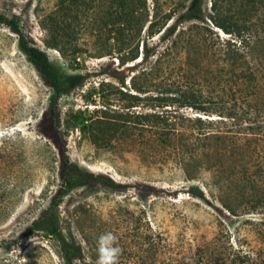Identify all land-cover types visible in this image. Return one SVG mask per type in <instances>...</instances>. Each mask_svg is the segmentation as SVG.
Listing matches in <instances>:
<instances>
[{
  "label": "rangeland",
  "instance_id": "rangeland-1",
  "mask_svg": "<svg viewBox=\"0 0 264 264\" xmlns=\"http://www.w3.org/2000/svg\"><path fill=\"white\" fill-rule=\"evenodd\" d=\"M142 1L147 4L138 11L143 20L151 21L158 14V23H163L171 14L170 25L192 0ZM241 1L203 0L202 19L180 23L177 33L166 40L161 38L163 31L148 36L149 22L141 38L140 56L145 40L150 57L121 66L116 55H106L115 44L111 20L120 9V0H81L80 7L74 0H0V16L16 20L63 75L88 76L60 101L64 139L73 162L122 187L91 184L77 188L58 209L64 234L82 247L84 264H97V241L105 232L118 236L122 249L118 264H168L171 255L197 258V242L206 237H216L224 245L258 246L257 231L264 229V214H257L264 212V6L255 12L240 7ZM49 15L53 17L50 22ZM251 21L258 24L262 39L254 53L261 68L256 91L240 85L237 75L243 68L234 72L230 60L233 45L240 47L242 42L236 25ZM46 26L53 28L55 36L63 27L71 29L66 57L47 45L53 36ZM118 89L141 99L132 108L134 112L161 114L167 110L176 114L174 121L186 132L201 130L187 118L225 120L232 138L226 156L221 157V145L215 143L210 151L199 150L191 157L183 139L168 147L155 144L158 151L153 156L154 138L139 128L118 135L110 146L95 143L74 116L89 119L107 103L112 109L128 111L124 107L130 101ZM49 96L50 90L19 49L18 37L0 23V142L7 140L6 146L13 148V166L0 168V264H63L53 238L44 233L22 237L59 185V161L52 153L53 133L45 114ZM157 97L166 98L169 106L160 107L154 100ZM188 97L196 108L209 112L185 106ZM235 135L244 139L238 152ZM182 162L195 168L202 163L216 165L219 186L226 191L220 198L242 205L248 203L237 195L245 166V178L254 181L249 198L262 205L250 214L233 216L210 193L206 194L209 204L199 200L203 180H211L213 171L188 179ZM236 171L239 179L233 181L230 176Z\"/></svg>",
  "mask_w": 264,
  "mask_h": 264
},
{
  "label": "trees",
  "instance_id": "trees-1",
  "mask_svg": "<svg viewBox=\"0 0 264 264\" xmlns=\"http://www.w3.org/2000/svg\"><path fill=\"white\" fill-rule=\"evenodd\" d=\"M77 1V5L81 3V0ZM236 1V0H235ZM240 7H249L251 11H258L260 7L264 6V0H242L238 2ZM76 5V4H75ZM138 5V9L135 6ZM217 2H215L216 9ZM80 7V5H78ZM120 9L112 16L111 20L114 24V39L115 44L113 49L106 55H116L117 60L121 66L126 65L129 62H133L141 58H149L151 55V49L147 42L142 41V53L140 56V44L143 35L144 27L148 24L147 34L149 37H154L156 34L163 31L161 38L166 40L177 33L178 26L182 22L191 20H200L203 15V0H192L188 9L180 14L175 23L168 25V22L172 19L171 14L164 17L163 23H158V14L153 16L151 21L143 20L138 14L139 9L143 7L147 8L146 1L137 0L136 4L134 0H120ZM137 9V10H136ZM53 17L47 16L48 22L51 21ZM0 23L5 25L13 34L18 37L19 49L26 56L28 61L35 67L39 73L40 78L44 84L50 90V96L48 98V107L45 111L46 118L49 122L50 128L53 133L54 139V159L59 161V185L55 193L51 196L48 206L39 214V216L34 219L29 226L25 229L22 237H29L35 233H44L49 238H53L58 245L59 257L63 264H84V254L81 245L74 239L67 237L60 223L59 207L67 195H69L73 190L91 185L100 184L112 188H120L122 184L115 182L110 177L104 174H95L91 171L82 169L77 163L73 162L67 148V142L64 139V130L62 129L61 120V104L60 101L64 96L69 95L76 88L82 86L88 76L85 74H72L63 75L59 68L54 65L47 53L39 48L37 45L33 44L30 38L24 33L20 24L14 19H8L0 16ZM50 30L52 37V42L47 45L50 48L58 49L65 57L67 55V49L65 44L71 40V29L68 27H63L58 34L54 35L53 28L46 26ZM159 27L160 30L157 32L154 29ZM227 30L224 26H220ZM237 31L241 34L242 42L240 47L235 44L231 54V67L235 72L238 67H242L237 78L241 82V86L245 89H250L256 91L260 88V63H258V57L254 58V53L260 45L262 39L258 35V24L256 22H249V24L236 25ZM243 50V51H242ZM105 56V55H103ZM101 56V57H103ZM257 62V63H256ZM260 68V69H259ZM248 84V85H247ZM106 84H102V87ZM123 96L127 97L130 101L129 106L124 107L128 111L115 110L112 109L109 103L104 104L103 109L95 111L94 116L86 119L80 115L74 116L76 122L82 125L81 130L84 132H90L93 141L95 143H101L105 146H110L111 143L117 139L118 135H123L129 133V130H134L139 128L141 132L148 131L152 134L154 138V143L152 146V154L156 155V145L161 147H168L172 145L174 140L183 139L186 142L187 152L190 151L191 157H193V152L198 153L199 150L210 151L213 144L221 145V150L219 151L221 157L226 156L224 152L229 145V140L232 139L230 132L225 120H220L221 122L214 123L212 121L205 122L202 118H196L191 120V118H183L188 122H192L195 126H200L199 132H186L178 127L174 121L177 118L176 114H172L167 110L163 113H150L141 114L134 112L133 107L139 106L140 98L137 95L129 94L121 89L118 92ZM155 101L159 102L160 107L169 106V102L166 98H154ZM185 106H189L195 109H199L203 112H209L204 108H196L193 104V98L188 97ZM106 103V102H105ZM87 110L80 111L79 113L85 114ZM85 121L88 124H85ZM230 133V134H229ZM247 137L248 133H243ZM241 135H235L236 137V148L237 152L243 149V140ZM141 136V135H140ZM2 141L0 142V168L3 169L7 164L13 166L12 162V147L8 148L6 144ZM257 149L255 153L261 154ZM263 153V152H262ZM11 155V156H10ZM259 157V156H258ZM186 158H184L185 161ZM202 163V162H201ZM202 163L197 165V168L191 167L190 163L182 162L181 170L187 175L188 179L198 178L203 171H213V176L211 180L204 181V189L200 190L197 194L199 200L205 201L209 204L207 200V195L211 197L218 198L221 201L222 206L233 216H240L245 214H250L251 209L257 210L261 202L254 203L249 198L250 188L254 187V181L246 179L245 166L244 171H240L241 180L237 178L238 171L233 173L232 179L236 181L239 179L238 186V197L242 200L248 201V203L234 204L230 200H224L220 198L222 194L226 191L220 185V179L217 178L216 171L218 168L216 165H206ZM192 173H197V176H193ZM196 175V174H194ZM225 195V194H224ZM251 203V204H249ZM262 205V204H261ZM3 210H0V212ZM257 214H264V212H258ZM1 215V214H0ZM1 217V216H0ZM260 225H263L260 222ZM259 235L258 246H251L249 248H244L242 246H235L232 243L224 245L221 241L214 238H204L201 242H197L196 250L200 253L198 257L193 256H183L182 258H176L175 256H170L168 258V264H264V229H259L257 231Z\"/></svg>",
  "mask_w": 264,
  "mask_h": 264
},
{
  "label": "clouds",
  "instance_id": "clouds-1",
  "mask_svg": "<svg viewBox=\"0 0 264 264\" xmlns=\"http://www.w3.org/2000/svg\"><path fill=\"white\" fill-rule=\"evenodd\" d=\"M97 264H118L122 249L118 243V236L113 232H105L98 237Z\"/></svg>",
  "mask_w": 264,
  "mask_h": 264
}]
</instances>
